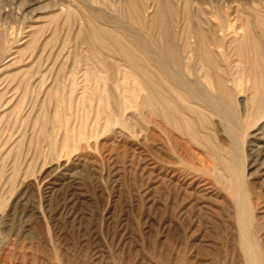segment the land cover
Here are the masks:
<instances>
[{
	"label": "rangeland",
	"instance_id": "obj_1",
	"mask_svg": "<svg viewBox=\"0 0 264 264\" xmlns=\"http://www.w3.org/2000/svg\"><path fill=\"white\" fill-rule=\"evenodd\" d=\"M263 155L264 0H0V264H264Z\"/></svg>",
	"mask_w": 264,
	"mask_h": 264
},
{
	"label": "bare ground",
	"instance_id": "obj_2",
	"mask_svg": "<svg viewBox=\"0 0 264 264\" xmlns=\"http://www.w3.org/2000/svg\"><path fill=\"white\" fill-rule=\"evenodd\" d=\"M259 156V155H258ZM263 158H264V155H263ZM64 168V167H63ZM61 169V168H60ZM66 169V168H65ZM61 170H63V169H61ZM61 170H60V172H61ZM67 170V169H66ZM65 170V171H66ZM74 170V169H73ZM68 171V170H67ZM66 171V172H67ZM53 172V171H52ZM57 172V171H56ZM62 173H63V171H62ZM74 173V172H73ZM56 174V173H55ZM54 175V174H53ZM59 175V174H58ZM61 176H62V174H60ZM65 176V175H64ZM53 177V176H52ZM54 177H55V175H54ZM56 178V177H55ZM53 179V178H52ZM69 179V178H68ZM47 181V180H46ZM49 181H50V179H49ZM56 181H58V180H56ZM64 181H65V179H64ZM63 183V182H62ZM49 185V184H48ZM25 190V189H24ZM56 191H58V190H56ZM23 192V191H22ZM17 199V198H16ZM12 211V210H11ZM4 212V211H3ZM22 212V211H21ZM4 214H6V213H4ZM8 214H10V213H8ZM23 214H25V212H23ZM14 215V214H13ZM1 219H2V221H1V224H0V243H2V242H4V234L6 233V231L8 230V228L11 226V222H12V220H13V218H12V216H1ZM28 227V226H27ZM31 230V229H30ZM19 239V238H18ZM9 244V243H8ZM5 246V245H4ZM8 248V247H7ZM6 250V249H5ZM20 250V249H19ZM6 253H7V250L5 251ZM19 253V252H18ZM11 254V253H10ZM12 255V254H11ZM17 256V255H16ZM26 256V255H25ZM13 257V256H12ZM12 257H11V259H12ZM15 258H17V257H15ZM27 259V258H26ZM3 260H4V257H3ZM21 261V260H20ZM30 261V260H29Z\"/></svg>",
	"mask_w": 264,
	"mask_h": 264
}]
</instances>
